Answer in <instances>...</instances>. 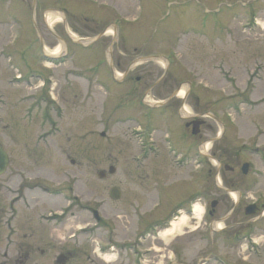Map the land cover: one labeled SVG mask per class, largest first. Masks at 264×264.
<instances>
[{
	"label": "rangeland",
	"instance_id": "rangeland-1",
	"mask_svg": "<svg viewBox=\"0 0 264 264\" xmlns=\"http://www.w3.org/2000/svg\"><path fill=\"white\" fill-rule=\"evenodd\" d=\"M42 1L47 7L59 5L57 0ZM14 2L20 7L16 10V17L10 19L7 2L0 0V13L4 14L0 18V146L9 155L7 170L0 176V264H56V257L66 251L69 255L66 264H133L134 256L130 251L112 250L98 257L95 254L97 243H102L103 249L111 244L122 248H150L152 252L145 257L148 261L145 264H165L171 251H157L159 244L176 252L171 253V257H175L178 264H196L197 259L208 251L234 264H264V216L260 218L261 213L256 216V245L244 239L222 241L220 228L236 225L238 221V211L233 217H228L231 211L230 207L227 208L231 203L232 206L236 204V193L235 199L228 193L230 202L227 201L226 208L220 207V217H226L225 222L215 219L211 221L212 226H208V240L201 241L196 234H183L191 224L187 218L172 234L162 235V243L149 235L142 239L138 237L147 227V231L152 232L163 225L162 221L154 220L137 224L139 200L131 193H136V188L128 186L130 182L122 178V171L133 166L128 165L129 149L126 146L135 147L130 127L134 123L124 116H138V112L135 108L122 107L125 88L121 91L122 87L117 86L104 69L100 77L94 74L106 64V56L111 53L107 49L113 48L116 58L120 55L123 36L127 41L130 36L133 47H138L160 37L158 32L164 26L178 28L191 22L206 24L211 29L214 25H223V48L213 49L214 57L206 63L203 71L204 82L210 89L203 99L209 105L210 113L216 116L224 114L231 120L233 136L225 139L223 144L225 152L233 154L231 165L239 160L248 162L250 167L247 174H242V171H214L213 183L217 173L221 177L224 172V188L228 189L227 184L232 183L234 192L243 193L241 206L256 201L263 212L264 0H94L96 8L92 14L78 11L84 6V2L79 1L75 11L77 20H81L76 22L72 17L69 23L80 29L79 37L87 34L97 36L96 42L88 47L70 43L66 57L62 56L59 61L64 62L56 65L54 62L57 60L46 64L48 59L42 46L51 51L58 43L53 45L50 32L39 26L41 19L35 16V4H31V0ZM9 3L11 5L13 0ZM201 3L204 6L197 10ZM31 5L34 9L32 19L37 21V28L28 25L25 19L29 17ZM44 14L50 26L57 23L56 15H52L54 13L49 9ZM91 22L95 24L89 31ZM252 23H257L260 28L253 27L248 31L245 25ZM114 25L117 26L114 42L109 36L111 33L106 31L104 36L98 37L103 30ZM228 31L234 33L227 35ZM166 40L169 41H159L155 52L166 53L169 50ZM176 44L175 63L167 67L156 59L151 62L167 71L157 86L167 80L166 85L172 91L179 86L176 81L185 80L187 63L184 57L189 47L186 37L180 38ZM128 51L132 52L129 48ZM221 57L226 69L229 68L225 75L212 68ZM117 71L120 72L119 69ZM157 71L156 76H159L164 70L158 68ZM221 77H224V82ZM97 80H101L103 85ZM108 85L111 88L106 89ZM158 87L153 92L146 90L149 99L163 98ZM138 95L131 88L127 93V103H135ZM46 99L51 101L48 107L44 104ZM56 103L61 105L60 109ZM43 110L54 122L46 121ZM102 131L104 136L100 134ZM45 133L49 135L45 136ZM254 148L258 152L253 151ZM110 165L116 168L111 180L106 183L99 181L96 171H107ZM218 182L222 186L220 179ZM33 184L46 185L49 195H40L36 201L34 196L30 202L26 197V186ZM19 185L26 202L19 200L12 205L10 200L17 196L15 190ZM111 185H117L121 191L117 200L107 194ZM93 190L97 193L96 200ZM37 193L34 191L33 195ZM100 200H103L102 204ZM152 202L146 203L145 208L150 209ZM27 203L31 208L26 206ZM88 206L98 210L102 226L89 236L82 234L75 240L69 239L82 225L93 222L91 213L85 209ZM43 216H51V219ZM82 231L91 232L87 229ZM22 244L30 247L29 257L23 263L17 254V248Z\"/></svg>",
	"mask_w": 264,
	"mask_h": 264
},
{
	"label": "flooded vegetation",
	"instance_id": "flooded-vegetation-1",
	"mask_svg": "<svg viewBox=\"0 0 264 264\" xmlns=\"http://www.w3.org/2000/svg\"><path fill=\"white\" fill-rule=\"evenodd\" d=\"M2 1L7 2L6 6L10 12L8 17L10 19L15 18L16 10L20 5H17L18 3L14 2L15 0H13L11 5L9 0ZM10 1L12 2V0ZM57 1L58 6L47 7L43 1L41 3L40 0H31V4L35 2L34 6L37 8L35 16L38 15L41 19L39 26L44 27L50 32L54 40H50L51 43L53 42V45L63 43L66 51L70 43L85 47L76 40V38H79L78 32H80V29L69 22L72 17H75L76 22H80L81 20L80 18L77 20L78 14L75 11L78 8L79 1L84 2V6L78 10L79 12L85 11L87 14L94 13L92 11L96 8L94 0ZM32 6L29 8V17L26 16L25 19L28 25L37 28L39 27L37 21H33L32 19V13L34 11ZM203 6L204 4L201 3L200 7H197V10L202 9ZM47 9L52 10L59 16L54 26H50L47 16L44 14ZM1 16L4 17V14L2 13L1 15L0 13V18ZM92 21H94L93 18ZM93 23L91 22L89 31L92 30ZM159 31L158 35L160 37L153 39L152 42L144 46L138 45V47H133L132 44L134 42H131L133 39L130 36L128 41L123 36V40L121 41L122 47L119 50L120 55L116 58L113 55V48L111 50L107 49L111 53L110 56H106V64L100 67L94 74L100 77L101 70L104 69L107 75L110 76V79L117 86L122 87L121 91L125 88V93L123 91L122 107L126 106L132 110L135 108L138 112V116H124L126 119H132L130 122L134 123V126L130 127L131 133L135 135L131 137L134 139L135 147L129 148L126 146L129 149L128 165L133 164V166L132 169L127 168L126 171H122V178L130 182L127 185L136 188V193L134 191L131 193L137 195L139 200L136 206L139 210L137 224L149 223L153 220L162 221L163 225L152 231L155 240L162 243L161 236L165 234V230L169 228L171 222L184 215L191 224L188 225L189 229L183 232V234H188L189 236H191L190 234H196L201 241L208 240V226L211 221L223 219V222H225L226 219L220 217V207L222 209L226 208L227 201L230 200L228 190L234 189V185L228 182V189L224 188V172H222L221 177L220 173H217L214 183L212 175L214 171H229L231 173L242 171V165L246 162L237 160L233 166L231 165L230 162H234L232 160L233 154L230 152L226 153L223 145L225 139L233 136V131L230 127L231 120L225 117L224 114L216 116L210 113L209 105L205 104V100L203 99L204 94L210 90H208V84L204 82L206 79L204 78L205 73L203 71L206 69V63L211 57H214L213 54L215 52H213V49L223 48L222 38L225 27L223 25H214L210 29L206 24L198 25L189 22L187 25L178 28L164 26ZM76 32L77 34L75 35ZM232 33L234 32L228 31L227 35H231ZM87 36H90V34L84 35L83 37ZM182 37H186L189 45L184 57L187 63L184 73L186 74L184 77L185 80L176 81L174 77V81L179 85L173 89L174 91L166 85L167 80L158 87V82L164 78L167 71L165 67L156 66L155 63L151 64V62L156 61V57H161L168 61L169 65L175 63L177 58L175 48L178 46L176 43ZM161 39H169V41L166 40L167 42L164 41L169 47L166 53L155 52L154 48L157 47ZM128 48L132 52H129ZM104 50L106 52L105 48ZM130 53L133 55H130ZM158 68L164 71L163 73L161 72V75L156 76L158 74ZM212 68L219 70L220 75H225L226 72H229V68L226 69L225 61L222 57L212 65ZM226 76L230 77L229 74ZM221 78L224 82V77ZM152 79L155 80L149 83ZM232 79L235 81L234 77ZM100 82L102 83L101 80ZM219 84L220 80L218 81ZM108 86H106V89L111 88L110 85ZM162 86H164V89H162ZM182 86H185V89L183 95H180V87ZM157 87L160 90L158 92H163V98L156 100L149 99V94L146 92H153ZM131 88L136 95L139 93L138 97L135 98L136 102L133 104L127 103V93ZM220 89L222 90V88ZM44 104L48 107L49 101L47 102L46 99ZM58 108L60 109L61 107L58 106ZM44 112H46V115H44L46 121H53L48 116V112ZM100 134L104 136L105 132L102 131ZM46 136H48V133ZM209 144H211L210 147H208ZM253 150L258 152L256 148ZM214 158L217 161H214ZM114 174H108L106 171H96L95 175L99 181L106 183L111 180ZM210 179H212L213 185L210 184ZM218 179L221 180L222 186L218 185ZM234 179L235 177L232 180ZM233 184L236 185L234 182ZM114 187L118 188L117 185H111L108 188L107 194L109 197H111L110 190ZM34 191L38 193L33 195ZM15 192L17 196L13 197L15 198L14 200H10L12 205L19 200L26 202V197L32 202L35 196L34 200L36 201L40 195H48L49 189L46 185H28L26 186L25 197L23 189L19 185ZM92 194L94 200H96V191L93 190ZM120 196L121 191L119 190L117 199ZM243 197V193H240L239 200L237 203L235 202L236 204L233 206L232 203L229 206L227 205V208L230 207L229 211H231L228 217H233L235 212L238 211V221L235 222L236 225L232 224L227 225L228 227H222L220 233L223 240L230 237V239L232 238L238 241H241V239L250 240L253 244H256V233L254 232L257 223L256 216L261 213L262 208L256 201L241 206L240 199ZM150 200L151 202L153 201L152 206L150 209H147L145 208V204L149 203ZM99 202L102 204L103 200ZM250 204H252L251 208L254 214L247 213V206ZM26 206L31 208V204L29 203ZM196 207L200 209L199 212ZM85 209L91 213L93 222L82 225L80 229H87L91 231L88 233H92L102 226L100 223L103 220L101 217L98 220L95 219L94 210L96 208L88 206ZM262 216L263 213L260 218ZM194 224L197 225L194 226ZM227 228L228 230H226ZM145 230H148V227ZM73 236L75 237V234ZM159 245L160 247L156 245L157 251L167 249L173 254L176 253L173 252L172 248L163 247L164 244ZM27 246L22 244L20 248H17V254L20 257L19 261L22 263L28 259L30 254V247ZM39 251L43 253L42 250ZM60 255H64L66 259L69 258L67 251L65 254L61 253ZM210 259L211 257L208 260L210 261ZM171 261L169 260L165 263L169 264Z\"/></svg>",
	"mask_w": 264,
	"mask_h": 264
},
{
	"label": "bare ground",
	"instance_id": "bare-ground-1",
	"mask_svg": "<svg viewBox=\"0 0 264 264\" xmlns=\"http://www.w3.org/2000/svg\"><path fill=\"white\" fill-rule=\"evenodd\" d=\"M55 17H57V16H55ZM112 30H113L112 27L108 28L107 29V33H112ZM63 49H64V44L63 43H60L59 45H57L56 47H54L51 51L46 50V53L49 54V55H59V53H61L63 51ZM184 87L185 86H182L181 87L180 94L182 93V91H184V89H185ZM231 196L233 198H235V193L232 192L231 193ZM196 209H197L198 212L200 211V209L198 207H196ZM185 221H186L185 216H182L178 220L173 221L172 224H171V226H169V228H167L165 230V234H172L175 230H177L179 228L180 225L184 224ZM218 228H219V226H218Z\"/></svg>",
	"mask_w": 264,
	"mask_h": 264
},
{
	"label": "water",
	"instance_id": "water-1",
	"mask_svg": "<svg viewBox=\"0 0 264 264\" xmlns=\"http://www.w3.org/2000/svg\"><path fill=\"white\" fill-rule=\"evenodd\" d=\"M7 163H8V157H7L6 153L0 148V175L2 173H4V171L6 170ZM247 166H248V164H244L243 165V167H242L243 173L247 172ZM108 171L110 173H113L115 171V168L110 166ZM118 192L119 191L116 188L112 189L111 192H110L111 197L117 198L118 197ZM64 260H65L64 257L60 256L57 259V263L58 264H63Z\"/></svg>",
	"mask_w": 264,
	"mask_h": 264
}]
</instances>
